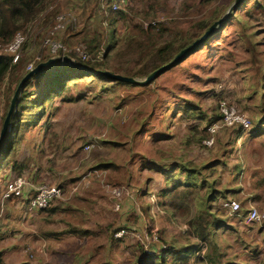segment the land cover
Instances as JSON below:
<instances>
[{
    "label": "rangeland",
    "instance_id": "obj_1",
    "mask_svg": "<svg viewBox=\"0 0 264 264\" xmlns=\"http://www.w3.org/2000/svg\"><path fill=\"white\" fill-rule=\"evenodd\" d=\"M233 1L127 0L122 5L127 16L119 18L112 28L117 34L132 35L140 27L147 29L149 25L163 23L172 27L175 34L185 35L191 22L215 10L223 16ZM245 2L223 27L221 31L226 30L221 37L202 46L147 89L130 91L115 87L109 92L104 90V82L85 79L71 85L64 101L63 97L54 98L53 102H44L42 109L21 114L22 122L35 126L21 130L22 137L17 138L2 171L1 185L13 174L19 175L13 171L18 162L26 164L21 173L33 185L58 186L64 195L48 207L57 208L54 212H30L19 199L10 200L3 211L0 207V264H137L144 254L153 255L169 245L176 252L188 250L192 242H186L184 237L198 210L196 198L202 196L205 188L193 189L186 198L173 195L185 191V186L174 190V198H162L158 192L165 188L166 175L185 180L181 165L191 160L200 164L210 157L227 163V168L219 166L215 177L239 194H230L213 206V212L224 217L228 226L213 235L223 254L221 264H264V222L247 224L241 218L252 207L260 212L264 208V184H260L264 177V139L249 140L244 146L247 134L235 144L233 130H222L216 148L204 151L195 142L187 144L194 121L181 118L188 104L200 106L211 117L217 104L226 103L255 125L257 99L248 94L250 88L263 83L264 0ZM150 4L159 6L161 11L153 15L155 18L147 19ZM56 5L61 7L59 14L71 12L77 16L58 40L70 56L79 60L85 53L89 61L91 55L84 36L77 37L75 33L104 34L109 27L105 15L110 12L102 9L101 0H57ZM51 27L21 30L28 39L34 38V49L22 50L21 74L28 73L31 63L49 57L45 39ZM251 34L257 37L252 39ZM170 38L162 35L158 40ZM251 39L258 44L255 49ZM102 40L104 43L105 39ZM100 51H105L103 44ZM126 51L127 46L118 41L111 65L124 64L132 58L128 66L133 67L138 53L134 49ZM67 70L76 72L72 68ZM14 80L11 72L6 85L11 84L10 88L0 85V118L3 113L7 116L17 89ZM32 82L37 89L38 84ZM29 90L32 89L26 91L28 100L39 98ZM260 91L263 110L264 88ZM3 123L0 120V135ZM168 123L170 136L155 140V136L166 135ZM89 144L94 147L86 150ZM99 163L111 165L107 170H95L93 167ZM237 165L242 170L239 179L235 176ZM153 166L174 169L163 175L150 169ZM159 200L170 203L171 208L176 206L175 213L167 214ZM229 200L241 205L240 217L231 216L223 208ZM72 229L80 233L75 234ZM123 229L126 233L122 241H113L114 234L120 236ZM206 254L214 256L215 252L203 248L176 264H209L203 259ZM173 260L171 255L167 262Z\"/></svg>",
    "mask_w": 264,
    "mask_h": 264
},
{
    "label": "trees",
    "instance_id": "obj_2",
    "mask_svg": "<svg viewBox=\"0 0 264 264\" xmlns=\"http://www.w3.org/2000/svg\"><path fill=\"white\" fill-rule=\"evenodd\" d=\"M211 1L212 0H202V3H209ZM248 1L249 0H246V2ZM56 2L57 0H0V41L3 44L10 43L14 39L15 35L25 27H30L31 30L34 28L38 29V26L41 28L45 27L46 30L47 28H50L61 11V7L59 5L57 6ZM127 7L129 8L128 5ZM149 8L150 10L146 12L147 19L155 18V16L159 13L158 11H161L160 7L154 4H150ZM240 8L238 10H240ZM126 16L127 15L124 10H120L117 12L111 11L108 15H105V20L109 22V27L102 35H99L96 32H93L91 34L88 33V31L75 33V36L77 37L84 36L83 40L88 45V55H91L89 61H82L80 58L78 61L95 70L111 71L113 73L128 77H147L153 71L172 61L180 51H182L184 48L192 44L196 39L201 37L204 32L222 16V14L215 10V12H211L206 17L191 22L190 26L185 30V35H180L177 33L175 34L172 31V27H167L163 23H155L149 25L147 29H143V27H140V31H137L136 34L132 35L117 34L112 26L113 24H116L117 21H119V18L124 19ZM221 30L222 29H219L218 32L210 37L203 46L207 45L212 40H216L218 39V37H221L226 29L224 31ZM162 35L171 38L159 41L158 39ZM255 37H257V35L251 34L252 39ZM102 39H105L104 43ZM252 39L250 41L253 49H255L258 44L253 43ZM33 40V36H29V39L27 38L28 43H24L23 49L29 50L34 43ZM118 41H122L124 45L127 46V51H129L130 49H134L135 51H137L138 55L136 58H134L135 63L133 67L128 66V64L132 61V58L126 60L124 64H115L114 66L111 65V62L114 59V55L112 53L116 51ZM102 44L104 45L105 51H100L102 50ZM201 47H199V49ZM127 55L132 54H124V56ZM22 61L23 57L20 59L18 64H12L11 58H9L8 56H0V85H2V87L5 86L4 89H6L7 87L10 88L11 84H9L7 87L6 85L8 76L11 72H13L14 74V83H16V88L22 81L24 76L27 74V72H23L21 74V69H19ZM113 68L115 70H113ZM67 69H69V67L65 65H57L50 70L43 71L24 84L18 97L16 110L11 118L13 131L7 134L5 140L0 145V191L3 186L1 185V180L3 178L2 171L7 167L5 165L9 160L8 157L10 156L11 151L14 150L17 138L20 139V137H22L21 130L24 128L26 129L27 127L35 126V124H31V122L29 121L22 122L21 114L23 112H32L35 111L34 109H42L44 107V102H53L54 98L57 99L58 97H63L64 101V94L71 87V85H76L85 79H93V81H98L100 83L104 82V87L106 86L104 90L109 92L114 91L115 87H117L118 89L122 88L130 91L137 89L144 90L148 88L138 85H132L125 82L113 81L105 77H93L81 72L78 73L77 70H73L77 73H70ZM261 77L263 83L260 82V85L257 84L252 88L249 87L250 92L248 94V97H255L257 99L256 103L254 104V112L257 114V120L255 121L256 123L255 125H253L254 127L251 129V131L244 133L240 128L231 129L224 127L216 132L214 137V145L210 147L205 144V141L212 136V134L210 133V129L222 120L220 104H217L215 106V110L211 117L206 116V114L202 112L203 109L200 106L188 104L182 110L183 114H181V118L189 120L193 119L194 121L186 137L187 144L195 142L199 145V148H203L204 151H210L216 148L215 145L217 142L218 134L222 130L229 129L233 130V139L235 144L236 141L243 136V134H247L248 138L244 140V146L249 140L257 141L264 139V107L262 110L261 103L259 104V102H261L263 98L260 88H264V75L262 74ZM32 81H35L38 84L37 86L35 85L37 89H34V86L32 87ZM108 84H111L113 86L108 87ZM28 88L32 89L28 92L35 91V95H38L39 98L33 101L28 100V98H26V91L28 90ZM22 93H24V96L22 95ZM251 107L253 108V106ZM3 115L1 116V118L3 117ZM144 117L145 116H142V121L144 120ZM1 118V122H4L6 113L3 119ZM169 123L167 124L168 126L165 132L166 135L162 137L155 136V140H164L165 138H168L170 136ZM105 143L111 144V142L107 141ZM233 148L235 150V146ZM191 161H188L186 165L180 166V168L185 172V180H174L170 176L166 175L165 188L162 191L158 192L159 196L162 198L166 196L173 197V195L175 197L186 198V196L193 193V189L201 190L205 188L202 196L200 198H196L198 202V210L190 220L188 224L190 226H188L189 228L187 236L184 237V240L186 242H192L190 244L191 246H189L188 250L176 252L175 248L172 245H169L163 251L154 253L153 255L144 254V256L141 257L137 264H176L177 261H184L187 259L189 254L202 251L203 248H207L208 250L211 249L215 252L214 256L206 254V256L203 258L207 260L209 264L222 263L221 258L223 257V254L220 251L218 242L215 241L213 235L217 236V231L225 229L228 226L226 219L218 215V213L216 214L215 212H213V208L221 199H228L230 197V194H232V196H237L238 192L235 189H229L225 183L218 180V177H215V173L219 166L227 168L226 162L218 160L217 158L213 159L212 157L201 161L200 164H196ZM110 165L111 164L108 163H99L93 168L95 170H107L109 169ZM25 166L26 164L24 163L19 164L18 162H16L13 166V171L18 172V174H22L21 172L25 168ZM157 167L158 166H153L150 167V169H157L158 172L163 175L174 169V167L170 169L167 166L163 169L161 167ZM235 170L237 173L235 176H237V178L239 179V175L242 172L241 166L237 165L235 167ZM10 177H8L6 180H8ZM260 184H264V177L262 183ZM178 186H185L184 188L187 189L183 192L172 195V193ZM160 200V206L163 207L167 214L175 213L177 209L176 206H173L171 208L170 203L167 204L165 200ZM8 203L9 201H7L3 207H5L6 204L8 205ZM56 209L57 208H48L47 210L45 209V211L54 212ZM245 214H247V211L245 212ZM262 222H264V220ZM122 231L125 232L124 229ZM72 232L75 234L80 233V231H78L77 229H72ZM82 233L87 234L86 231ZM123 237L121 236L116 238L114 236L113 241L120 242L122 241ZM171 255H173L174 260L172 263H168L167 259Z\"/></svg>",
    "mask_w": 264,
    "mask_h": 264
},
{
    "label": "built area",
    "instance_id": "obj_3",
    "mask_svg": "<svg viewBox=\"0 0 264 264\" xmlns=\"http://www.w3.org/2000/svg\"><path fill=\"white\" fill-rule=\"evenodd\" d=\"M127 0H101L103 7L102 9L105 12H117L122 10V5ZM77 16L75 17L73 13H61L59 14L54 22V25L51 27L48 33V37L45 39V46L48 49V59L52 57L69 55L66 48L63 44L58 40L59 36L72 24L75 23ZM27 41V34L23 31L18 32L14 39L8 43L3 44L0 41V53L3 56H8L12 60V64H18L22 56V49L24 43ZM74 61L80 62L73 58ZM47 59V60H48ZM83 59V60H82ZM82 61H88L86 54H83ZM45 60V61H47ZM43 61V62H45ZM42 60L38 62L31 63L27 71H32ZM220 112L222 114V120L217 123L214 127L210 129V133L212 134L211 138L205 141V144L208 146H213L215 141V134L220 129L226 128H240L242 132H249L253 128V124L250 119L237 112V110L226 103H220ZM94 147V144H89L86 146V150H90ZM13 177V178H12ZM64 195L63 189L58 186H48V185H33L29 179L23 175L19 174L14 176V174L4 182L1 191H0V205L3 211V206L7 201L19 199L22 202V207H25L26 210L30 212H38L47 209L52 205V202L62 198ZM223 208L227 210L231 216H241V205L236 201H226L223 204ZM34 212V213H35ZM2 216L0 212V217ZM243 220L247 224H253L257 222H261L264 220V208L262 212H260L257 208L252 207L249 212L242 216ZM116 233L115 237H121L125 234L122 231L121 235L118 236Z\"/></svg>",
    "mask_w": 264,
    "mask_h": 264
},
{
    "label": "water",
    "instance_id": "obj_4",
    "mask_svg": "<svg viewBox=\"0 0 264 264\" xmlns=\"http://www.w3.org/2000/svg\"><path fill=\"white\" fill-rule=\"evenodd\" d=\"M246 0H234L233 3L230 5V7L227 9L226 13L219 18L217 21H215L205 32L204 34L196 39L192 44L184 48L182 51H180L172 61L169 63L161 66L157 70L153 71L151 74H149L146 78L139 79L135 77H128L121 74L113 73L111 71H105V70H95L87 65L74 61L70 55H62L57 57L49 58L45 62L39 63L32 71L28 72L22 81L19 83L14 96L11 100L10 108L8 110L7 116L4 120L2 129H1V135H0V145L5 140L8 133H11L13 130L11 125V118L14 114L17 106V101L19 94L24 86V84L31 80L33 77H36L40 73H42L45 70H50L51 68L57 66V65H65L69 68L75 69L77 71H80L81 73H84L86 75H91L93 77H105L113 81H120L129 83L132 85H138V86H150L152 83H154L159 77H161L166 72L172 70L180 63H183L190 55L195 53L199 47L203 46L205 42L212 37L215 33L218 32L219 29H223L228 23V21L232 18V16L238 11V9L241 7V5Z\"/></svg>",
    "mask_w": 264,
    "mask_h": 264
},
{
    "label": "crops",
    "instance_id": "obj_5",
    "mask_svg": "<svg viewBox=\"0 0 264 264\" xmlns=\"http://www.w3.org/2000/svg\"><path fill=\"white\" fill-rule=\"evenodd\" d=\"M0 56H3L1 53H0ZM248 139V138H247Z\"/></svg>",
    "mask_w": 264,
    "mask_h": 264
}]
</instances>
